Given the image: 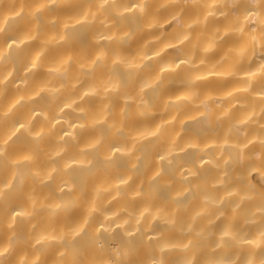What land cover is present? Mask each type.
I'll return each instance as SVG.
<instances>
[{
    "label": "clouds",
    "instance_id": "9594fccd",
    "mask_svg": "<svg viewBox=\"0 0 264 264\" xmlns=\"http://www.w3.org/2000/svg\"><path fill=\"white\" fill-rule=\"evenodd\" d=\"M5 4L0 264H264V0Z\"/></svg>",
    "mask_w": 264,
    "mask_h": 264
},
{
    "label": "bare ground",
    "instance_id": "6f19581e",
    "mask_svg": "<svg viewBox=\"0 0 264 264\" xmlns=\"http://www.w3.org/2000/svg\"><path fill=\"white\" fill-rule=\"evenodd\" d=\"M16 6L18 7V5H16ZM8 10H9V5L5 4L3 6V8H0V16L6 14L8 12ZM68 54H71V53H68ZM61 55H64V53H62V52H53L47 58H45L42 62L47 65L49 63L54 62V60L58 59ZM18 59L21 60V62H23V57H18ZM210 84L213 87L216 86V82L215 81H211Z\"/></svg>",
    "mask_w": 264,
    "mask_h": 264
}]
</instances>
